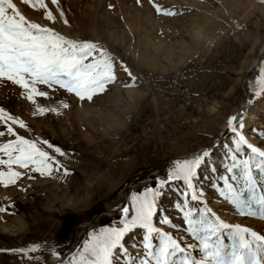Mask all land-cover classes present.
<instances>
[{
	"label": "rangeland",
	"instance_id": "1",
	"mask_svg": "<svg viewBox=\"0 0 264 264\" xmlns=\"http://www.w3.org/2000/svg\"><path fill=\"white\" fill-rule=\"evenodd\" d=\"M13 2L29 22L106 51L114 61L115 80L91 100H81L58 86L37 84V90L47 95L30 101L27 89L0 79V109L5 113L0 120L4 132L0 145L15 141L7 125L59 164L43 175L32 172V165L20 169L13 164L12 170L21 176L14 184L7 177L0 183V264H51L67 252L63 264H72L89 234L122 227V209L130 208L133 195L154 187L157 180L167 181L168 186L157 201L153 225L182 246L199 247L183 217L191 210L198 219L205 208L225 224L264 236L258 206L253 209L256 215H242L221 194L226 191L223 176L229 177L237 193L246 190L242 179L232 180L233 173L226 171L231 164L226 146L234 147L235 132L264 151V0H57L56 4L44 0L53 20L46 19L45 9L38 5ZM183 88L194 97L205 96L202 108L179 107L178 93ZM246 105L235 132L213 145L229 118L237 117ZM8 115L25 127L12 124ZM206 149L212 155L194 181L197 200L193 201L192 190L183 181L167 178L178 161ZM249 151L245 146L238 158L247 159ZM0 159L8 157L0 152ZM0 171L7 173V164L0 165ZM252 171L258 199L264 194V177L255 165ZM235 174L239 176V170ZM136 175L124 203L127 182ZM98 213L109 216L84 227ZM66 216L75 218L73 227L65 223ZM144 236L145 230L137 228L123 241L136 264L145 258L137 255L145 251ZM161 239L153 233L150 242L158 246ZM223 239L227 244L226 235ZM189 252L199 258V252ZM179 258L180 254L174 259ZM113 259L115 264H125L128 257L120 252Z\"/></svg>",
	"mask_w": 264,
	"mask_h": 264
},
{
	"label": "snow or ice",
	"instance_id": "2",
	"mask_svg": "<svg viewBox=\"0 0 264 264\" xmlns=\"http://www.w3.org/2000/svg\"><path fill=\"white\" fill-rule=\"evenodd\" d=\"M23 3L33 7L38 5L45 9L46 19H54L52 13L47 11L44 0H35L34 4L32 0H23ZM52 3L56 4L57 0H52ZM157 11H161L159 6ZM89 58L91 59L86 63L85 60ZM124 71L127 72L128 69L124 68ZM0 79L27 89L30 101L36 95H47L45 91L37 90V84L47 85L49 88L58 86L69 93H75L81 100H91L94 94L105 91V86L114 82V61L98 45L68 40L49 27L29 22L13 0H0ZM37 111L43 113L46 109L38 108ZM4 116V110L0 109V120ZM237 119L238 117H231L227 122L229 129L234 132L233 122ZM7 120L12 124H19L21 129L25 127L23 122L11 115L7 116ZM240 127H243L242 123ZM6 131L15 136V141L0 145V152L8 157L6 161L0 159V165L8 166L7 173L0 171V183L7 177L8 183L14 184L21 176V172L12 170L13 164L20 169H28L32 165L31 171L41 175L51 173L53 164L59 167L58 162L36 143L17 135L10 126L6 125ZM0 135H4V132L0 131ZM235 136L234 147L226 146L229 149L226 156L231 160L226 171L233 173L232 180L242 179L250 195L244 199L229 183L227 176L221 177L226 190H222L221 194L230 200L240 214L256 215L252 210L253 205H256L261 218H264V194L258 199L255 197L257 181L252 171L255 165L264 177V151L248 143L240 132H235ZM41 144H47L54 152L64 155L58 147L54 148L47 141H42ZM245 146L251 155L247 159H239ZM13 152L18 154L13 156ZM211 155V152L203 151L192 160L178 161L176 168L169 172L167 180L183 181L186 188L192 190V200H197L194 181L199 169L208 166ZM236 170H239V176L235 174ZM167 186V181L157 180L154 187H146L142 194H134L130 208L122 209V227L101 228L98 232L89 234L79 259H74L72 264H115L113 257L120 252L128 257L125 264H136L123 241L126 234L137 228L145 230V251L137 254L145 257L140 264H264V236L248 228L223 223L218 217L211 215V209H201L198 219L194 218L191 210L184 214L183 222L187 224V232L193 241H198V248L195 243L182 246L177 239L159 232L153 225V216L158 210L157 201L163 198ZM163 223L168 221L164 220ZM153 233L162 237L158 246L150 242ZM225 235L227 244L223 239ZM189 250L191 253L199 252V258L190 254ZM178 254L180 258L174 259Z\"/></svg>",
	"mask_w": 264,
	"mask_h": 264
},
{
	"label": "water",
	"instance_id": "3",
	"mask_svg": "<svg viewBox=\"0 0 264 264\" xmlns=\"http://www.w3.org/2000/svg\"><path fill=\"white\" fill-rule=\"evenodd\" d=\"M253 69H256V67H254ZM251 71H252V70H250L249 73H251ZM246 80H247V77H246V79H245V82H246ZM247 108H248V105H246V106L243 108L242 112L237 116L238 119L235 120V122L233 123V127L235 126V124H237V123L241 120V118L243 117V115H244V113H245V111H246ZM231 131H232L231 129L226 130V131H223V133L220 135L219 139L216 140V142H214L213 145H216L217 143H219V142H220V141H221V140H222L227 134H229ZM204 151H209V152H210L211 149H206V150H204ZM201 152H203V151H200L198 154H200ZM198 154H197V155H198ZM184 159H187V158H184ZM187 160H190V159H187ZM138 176H139V175L133 176L132 178H130V179L128 180L127 185H126V189H125V195H126V196H125L124 203L126 202V199H127L128 188H129V185H130L131 181H133L134 179H137ZM122 207H123V206H122ZM116 212H117V210H114L113 212H111V214H114V213H116ZM103 215H105V216H109V213H98V214L96 215V217L93 218V220L91 221V223L88 224V225H86V226H84V227H86V228L90 227V226H91V225L97 220V218H99L100 216H103ZM84 227H80L79 229L84 228ZM72 247H73V246H72ZM72 247L70 248V250L72 249ZM70 250H69V251H70ZM67 254H68V252L64 255V257H63L61 260H58V261L52 262L51 264H59V263H61Z\"/></svg>",
	"mask_w": 264,
	"mask_h": 264
},
{
	"label": "built area",
	"instance_id": "4",
	"mask_svg": "<svg viewBox=\"0 0 264 264\" xmlns=\"http://www.w3.org/2000/svg\"><path fill=\"white\" fill-rule=\"evenodd\" d=\"M179 107L183 110L196 111V105L202 103L206 98L205 96L194 97L190 90L183 88L178 93Z\"/></svg>",
	"mask_w": 264,
	"mask_h": 264
},
{
	"label": "trees",
	"instance_id": "5",
	"mask_svg": "<svg viewBox=\"0 0 264 264\" xmlns=\"http://www.w3.org/2000/svg\"><path fill=\"white\" fill-rule=\"evenodd\" d=\"M249 154L251 155V153H250V151H249ZM258 194H259V192H258V184H257V187H256V191H255V196L257 195L258 196ZM250 195V193L249 192H247V190H245V192H243L242 193V197L244 198V199H247V197ZM253 209L255 210L256 209V207H255V205H253ZM252 209V210H253ZM74 217H70V216H66L65 218H64V221H65V223L68 225V226H74L75 225V223H74Z\"/></svg>",
	"mask_w": 264,
	"mask_h": 264
},
{
	"label": "bare ground",
	"instance_id": "6",
	"mask_svg": "<svg viewBox=\"0 0 264 264\" xmlns=\"http://www.w3.org/2000/svg\"><path fill=\"white\" fill-rule=\"evenodd\" d=\"M263 52H264V51H263ZM255 65H256V64H255ZM254 67H255V66H254ZM254 67H253V68H254ZM204 101H205V100H204ZM204 101H203L202 103H200V104H197V105H196V109H197V108H198V109H199V108H202V106L204 105ZM234 122H235V121H234ZM234 122H233V123H234ZM226 126H228V125H226ZM226 130H229V126H228L227 128H224L223 131H226ZM223 131H222V133H223ZM222 133H221V134H222ZM194 158H195V157H193V158L190 157L189 159L192 160V159H194ZM123 199H124V197H123ZM122 202H123V201H122Z\"/></svg>",
	"mask_w": 264,
	"mask_h": 264
}]
</instances>
